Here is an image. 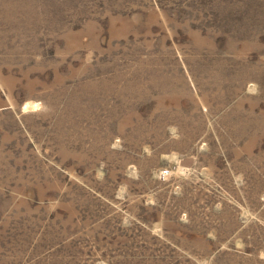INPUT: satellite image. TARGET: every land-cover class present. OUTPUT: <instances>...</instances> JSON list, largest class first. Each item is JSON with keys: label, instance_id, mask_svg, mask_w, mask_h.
<instances>
[{"label": "rangeland", "instance_id": "obj_1", "mask_svg": "<svg viewBox=\"0 0 264 264\" xmlns=\"http://www.w3.org/2000/svg\"><path fill=\"white\" fill-rule=\"evenodd\" d=\"M0 264H264V0H0Z\"/></svg>", "mask_w": 264, "mask_h": 264}, {"label": "built area", "instance_id": "obj_2", "mask_svg": "<svg viewBox=\"0 0 264 264\" xmlns=\"http://www.w3.org/2000/svg\"><path fill=\"white\" fill-rule=\"evenodd\" d=\"M166 172H167L166 168H160L158 170V175L162 177L166 174Z\"/></svg>", "mask_w": 264, "mask_h": 264}]
</instances>
